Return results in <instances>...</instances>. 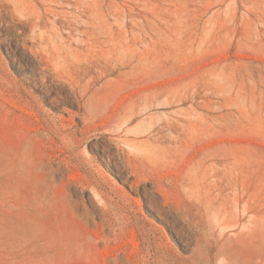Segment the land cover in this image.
<instances>
[{"label": "rangeland", "instance_id": "obj_1", "mask_svg": "<svg viewBox=\"0 0 264 264\" xmlns=\"http://www.w3.org/2000/svg\"><path fill=\"white\" fill-rule=\"evenodd\" d=\"M0 264H264V0H0Z\"/></svg>", "mask_w": 264, "mask_h": 264}]
</instances>
